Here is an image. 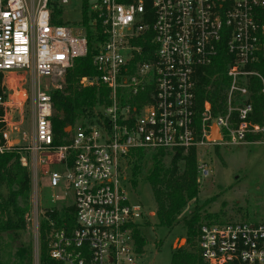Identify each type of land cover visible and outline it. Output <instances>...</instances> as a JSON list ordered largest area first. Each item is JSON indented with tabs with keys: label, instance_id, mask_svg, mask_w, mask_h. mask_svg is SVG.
<instances>
[{
	"label": "built area",
	"instance_id": "built-area-1",
	"mask_svg": "<svg viewBox=\"0 0 264 264\" xmlns=\"http://www.w3.org/2000/svg\"><path fill=\"white\" fill-rule=\"evenodd\" d=\"M48 1L30 0L31 14L27 0H0V155L26 151L33 158L54 157L46 178L51 190H60L42 206L37 176H30L33 196L24 221L36 242L31 264H39L42 220L48 256L55 262L137 264L142 254L133 235L143 213L131 203L127 187L132 154L194 150L200 185L211 174L201 150L244 146L251 144L248 135H264V125L250 121L248 102L250 77L260 79L264 93V77L254 69L264 67V0H93L89 24H99L103 40L92 61L97 75L82 77L79 84L102 87L107 94L93 116L68 129L70 143L61 147L53 146L52 101L39 84L64 83L75 60L87 56L88 41L81 26L78 31L51 24ZM220 54L227 63L226 111L212 117L205 102L199 128L198 77ZM20 73L36 81L32 97L22 102L12 86ZM27 101L29 140L18 121ZM212 127L219 140L211 139ZM20 162L27 166L25 158ZM55 212L59 223L48 215ZM197 251L202 264H264V222L204 223Z\"/></svg>",
	"mask_w": 264,
	"mask_h": 264
},
{
	"label": "trees",
	"instance_id": "trees-1",
	"mask_svg": "<svg viewBox=\"0 0 264 264\" xmlns=\"http://www.w3.org/2000/svg\"><path fill=\"white\" fill-rule=\"evenodd\" d=\"M48 9L50 10L51 24L67 25L62 23L63 11L58 1L49 0ZM92 17L88 14L87 2L85 1L81 20L75 25L85 29L88 41L87 56L75 60L73 67L66 71L63 88L50 93L53 108L51 125L54 147L68 146L70 143L68 129L81 119L93 116L94 109L102 104L103 98L107 94L102 87L83 88L79 84L82 77H95L97 75L92 61L96 54V45L103 40V36L98 23L89 24ZM226 65L224 55L220 54L214 65L202 69V74L198 77L196 97L194 98V122L199 128L205 102L211 105L212 117L223 115L226 111L225 90L227 82L224 78ZM254 69L264 77V67L258 65ZM261 89L260 79L250 77L248 81V102L252 106L250 121L259 126L264 125V93H261ZM246 140L249 143H256L264 140V135H248ZM166 155L161 151L151 153L154 166L148 171L145 181L151 188L155 202L156 227L171 231L187 203L196 200L199 190L196 183V152L191 150L187 155L177 152L170 157L169 165L164 167L160 164ZM144 156L145 152L143 151H136L131 156L127 175L129 188H135L137 185ZM29 194L30 177L28 172L20 167L18 156L15 153L0 155V235L5 233L11 242L10 246H16V260L11 262L12 264L32 263L31 244L20 242V234L25 229L24 214L28 210ZM19 203L25 207L19 206ZM48 215L56 223L60 222L57 212ZM61 215L72 221V216H67L65 213H61ZM198 218L191 217L185 221L188 248L174 250L170 264H202L197 251V236L202 225ZM214 218L217 216L209 215L206 217L209 223ZM46 229L47 222L42 220L39 230V264H61L48 256L45 242ZM133 236L136 251L142 254L143 248L146 246V239L141 234L139 226L135 227ZM0 264H10V259L5 263L0 262Z\"/></svg>",
	"mask_w": 264,
	"mask_h": 264
},
{
	"label": "rangeland",
	"instance_id": "rangeland-1",
	"mask_svg": "<svg viewBox=\"0 0 264 264\" xmlns=\"http://www.w3.org/2000/svg\"><path fill=\"white\" fill-rule=\"evenodd\" d=\"M85 1L87 2V9H89L93 0H70L68 4L62 5V23L79 31L80 27L75 24L81 20ZM27 2L28 9L33 14L34 9L30 5V0ZM17 76L18 82H14L12 86L16 96L22 102L25 97H32L31 87L35 85L36 81L28 73H20ZM64 84L65 81L63 83L59 80H48L41 81L39 85L41 90L50 95L52 91L62 89ZM19 120L21 121L22 136L29 140L31 130L29 101L23 106L21 115L18 117ZM10 134L12 136L17 135L14 132H10ZM200 152L204 154V159L209 162L211 174L208 179L198 185L199 193L196 200L187 203L171 231L156 227L155 202L151 188L145 181L148 171L154 166L151 153H145L136 187L129 188L130 185L127 181L131 203L139 204L143 213L138 226L146 239V246L143 248L142 256L137 264H170L174 250L188 248L184 223L191 217H199L198 220L202 224L209 223L206 219L209 215H216L217 218L211 222L218 223L247 222L256 224L264 222V140L239 147H205ZM15 155L18 156L20 167L28 172L29 177L32 176V173L36 174L38 181L36 191L40 204L42 206L50 205V197L60 192L59 189L51 190L46 178V171L52 168L50 163L54 157L38 156L33 158L26 151H21L20 155ZM173 155L167 154L160 165L167 167L170 157ZM21 157L26 159L27 166L21 165ZM32 196L33 187L30 177V194L26 212L28 214L31 211ZM19 206L23 207L24 205L19 203ZM20 242L31 244L32 254L34 253L36 242L29 222H25V229L20 234ZM10 244L8 236L2 233L0 235V262L2 263L10 259V264H12L11 262L16 260V246L11 247Z\"/></svg>",
	"mask_w": 264,
	"mask_h": 264
},
{
	"label": "water",
	"instance_id": "water-1",
	"mask_svg": "<svg viewBox=\"0 0 264 264\" xmlns=\"http://www.w3.org/2000/svg\"><path fill=\"white\" fill-rule=\"evenodd\" d=\"M211 139L212 140H219V134H218V131L215 127H212V129H211Z\"/></svg>",
	"mask_w": 264,
	"mask_h": 264
}]
</instances>
